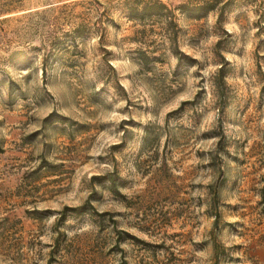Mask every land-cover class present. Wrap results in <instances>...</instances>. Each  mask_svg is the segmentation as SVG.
I'll return each instance as SVG.
<instances>
[{
  "label": "rangeland",
  "instance_id": "1",
  "mask_svg": "<svg viewBox=\"0 0 264 264\" xmlns=\"http://www.w3.org/2000/svg\"><path fill=\"white\" fill-rule=\"evenodd\" d=\"M135 1L0 0V264H264V0Z\"/></svg>",
  "mask_w": 264,
  "mask_h": 264
},
{
  "label": "trees",
  "instance_id": "2",
  "mask_svg": "<svg viewBox=\"0 0 264 264\" xmlns=\"http://www.w3.org/2000/svg\"><path fill=\"white\" fill-rule=\"evenodd\" d=\"M133 2L135 4V6H140L141 5L140 2H138V1L133 0ZM146 8L147 9H145V12L147 13L149 11L154 12V11H156L159 8L160 9H164L166 7H165V5L161 4L160 2H157V3H155L153 5H150L149 7H146ZM184 8H185L186 11L191 12V10L187 9L186 7H184ZM214 10H215L214 6H212L210 4H206V5H203V6H199V7L194 8L192 11L197 12V14L194 13V16L197 19H200V18H202V16L204 14L209 13V12L214 11ZM172 16L173 15H171V17ZM170 24L173 25V26H176V24L174 23V20L173 19L170 21ZM220 74H221L222 80H224V78H225V75H224V65H222V68L220 69ZM110 180H111V188H112L113 192L119 194L118 191H117V188L118 187H117L116 179H110ZM218 217L219 216L216 215V217H215L216 220H218Z\"/></svg>",
  "mask_w": 264,
  "mask_h": 264
}]
</instances>
